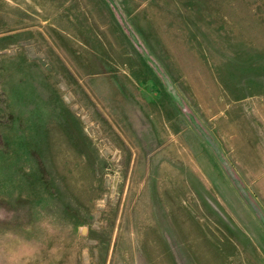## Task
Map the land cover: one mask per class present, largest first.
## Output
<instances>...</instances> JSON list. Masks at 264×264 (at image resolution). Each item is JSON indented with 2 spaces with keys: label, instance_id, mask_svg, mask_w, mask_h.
Returning a JSON list of instances; mask_svg holds the SVG:
<instances>
[{
  "label": "rangeland",
  "instance_id": "obj_1",
  "mask_svg": "<svg viewBox=\"0 0 264 264\" xmlns=\"http://www.w3.org/2000/svg\"><path fill=\"white\" fill-rule=\"evenodd\" d=\"M0 264H264V0H0Z\"/></svg>",
  "mask_w": 264,
  "mask_h": 264
}]
</instances>
